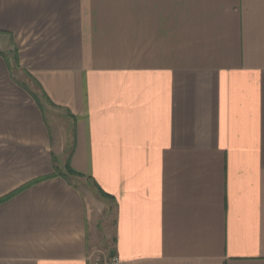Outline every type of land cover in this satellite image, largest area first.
Returning a JSON list of instances; mask_svg holds the SVG:
<instances>
[{"label":"crops","instance_id":"crops-1","mask_svg":"<svg viewBox=\"0 0 264 264\" xmlns=\"http://www.w3.org/2000/svg\"><path fill=\"white\" fill-rule=\"evenodd\" d=\"M76 179L119 264H264V0H0V264H90Z\"/></svg>","mask_w":264,"mask_h":264},{"label":"rangeland","instance_id":"rangeland-1","mask_svg":"<svg viewBox=\"0 0 264 264\" xmlns=\"http://www.w3.org/2000/svg\"><path fill=\"white\" fill-rule=\"evenodd\" d=\"M22 81L27 82V71L19 74ZM48 106H50L48 104ZM53 109V107L50 106ZM55 110V109H54ZM58 123H61L62 117L60 110L55 115ZM77 186L81 188L86 196V200L91 211L95 214L93 218V228L89 237V261L90 264H113L114 254L111 251L114 248V205L108 201H101V195L90 181L84 179L75 180ZM103 200V199H102Z\"/></svg>","mask_w":264,"mask_h":264},{"label":"trees","instance_id":"trees-1","mask_svg":"<svg viewBox=\"0 0 264 264\" xmlns=\"http://www.w3.org/2000/svg\"><path fill=\"white\" fill-rule=\"evenodd\" d=\"M68 167H69V170H70L69 172H70V174H71L72 176L82 177V175H79V174H77V173H75L74 171L71 170L69 163H68ZM93 185H94V187H95V188H96L101 194L107 195V193H105V192L102 190V188L99 187V185H98L96 182L93 181ZM114 252H115L114 250L111 251L112 254H115Z\"/></svg>","mask_w":264,"mask_h":264},{"label":"built area","instance_id":"built-area-1","mask_svg":"<svg viewBox=\"0 0 264 264\" xmlns=\"http://www.w3.org/2000/svg\"><path fill=\"white\" fill-rule=\"evenodd\" d=\"M113 264H119V258L114 257L113 258Z\"/></svg>","mask_w":264,"mask_h":264}]
</instances>
